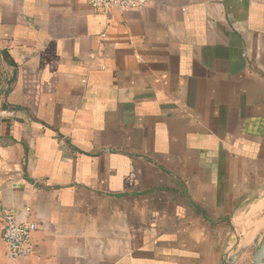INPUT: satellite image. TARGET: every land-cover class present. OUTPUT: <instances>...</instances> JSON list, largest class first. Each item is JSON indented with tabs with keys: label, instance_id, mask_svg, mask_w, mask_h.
Returning a JSON list of instances; mask_svg holds the SVG:
<instances>
[{
	"label": "crops",
	"instance_id": "1",
	"mask_svg": "<svg viewBox=\"0 0 264 264\" xmlns=\"http://www.w3.org/2000/svg\"><path fill=\"white\" fill-rule=\"evenodd\" d=\"M0 51V208L37 225L10 261L0 223V264L235 253L264 211V0H0Z\"/></svg>",
	"mask_w": 264,
	"mask_h": 264
},
{
	"label": "built area",
	"instance_id": "2",
	"mask_svg": "<svg viewBox=\"0 0 264 264\" xmlns=\"http://www.w3.org/2000/svg\"><path fill=\"white\" fill-rule=\"evenodd\" d=\"M92 10L109 12L118 9L121 12L135 11L144 7L147 0H86ZM1 240L6 247V257L16 261L32 253L31 233L37 225L33 221L17 222L14 213L6 207L0 208Z\"/></svg>",
	"mask_w": 264,
	"mask_h": 264
},
{
	"label": "rangeland",
	"instance_id": "3",
	"mask_svg": "<svg viewBox=\"0 0 264 264\" xmlns=\"http://www.w3.org/2000/svg\"><path fill=\"white\" fill-rule=\"evenodd\" d=\"M247 208L244 209V211L240 214V217L243 218V220L240 221V227L236 228L235 231V237L230 241V250L229 252H236L239 248H245L251 241L249 240V236L251 237L252 234L257 230L259 227H261L259 221L264 217V211L260 214H251L247 212ZM240 218V219H241ZM241 256L238 259V263L242 264L245 261H243L246 257H249V253L247 249L242 252ZM245 257V258H243ZM242 258V259H241ZM247 259V258H246Z\"/></svg>",
	"mask_w": 264,
	"mask_h": 264
},
{
	"label": "water",
	"instance_id": "4",
	"mask_svg": "<svg viewBox=\"0 0 264 264\" xmlns=\"http://www.w3.org/2000/svg\"><path fill=\"white\" fill-rule=\"evenodd\" d=\"M245 249H247L250 255L246 257L247 259L244 257L245 259L243 261L245 262L242 264H264V227L255 234L245 248L238 249L233 255H228L227 259L221 264L236 263Z\"/></svg>",
	"mask_w": 264,
	"mask_h": 264
},
{
	"label": "trees",
	"instance_id": "5",
	"mask_svg": "<svg viewBox=\"0 0 264 264\" xmlns=\"http://www.w3.org/2000/svg\"><path fill=\"white\" fill-rule=\"evenodd\" d=\"M0 54L2 55L3 59L11 66H13L11 64V59L9 58L8 54L6 51H0Z\"/></svg>",
	"mask_w": 264,
	"mask_h": 264
}]
</instances>
